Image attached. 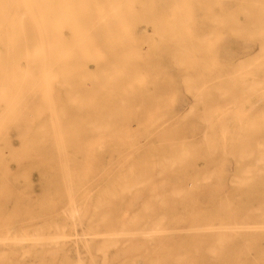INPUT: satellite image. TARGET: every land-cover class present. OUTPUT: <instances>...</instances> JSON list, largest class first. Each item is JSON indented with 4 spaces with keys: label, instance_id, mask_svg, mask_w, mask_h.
Returning a JSON list of instances; mask_svg holds the SVG:
<instances>
[{
    "label": "bare ground",
    "instance_id": "6f19581e",
    "mask_svg": "<svg viewBox=\"0 0 264 264\" xmlns=\"http://www.w3.org/2000/svg\"><path fill=\"white\" fill-rule=\"evenodd\" d=\"M134 1L0 0V264L74 226L101 264L230 237L227 163L264 162V0Z\"/></svg>",
    "mask_w": 264,
    "mask_h": 264
},
{
    "label": "rangeland",
    "instance_id": "374dc122",
    "mask_svg": "<svg viewBox=\"0 0 264 264\" xmlns=\"http://www.w3.org/2000/svg\"><path fill=\"white\" fill-rule=\"evenodd\" d=\"M159 1L157 15L162 22L165 17V10L161 5L162 0ZM200 1L201 4L205 3L214 12H223L225 14H230L234 7L232 2L220 6L218 3L214 4V0ZM187 2H189L190 8H193V13L196 16H200L203 13L204 8L199 3L193 0H187ZM152 4L153 0H135L133 8L138 11L141 7ZM161 31H164V29L161 28ZM231 48L234 52H238L239 45L232 43ZM186 136L188 138L190 133H186ZM263 149L264 147L260 150ZM249 161L251 162L249 163ZM251 163L252 165H250ZM227 164L231 167V173L226 174H232L235 178L228 175L224 176L223 189L225 192L229 189L227 195L229 196V201L233 203V210L229 209L225 202V205L217 211V215L220 223L223 225L230 224L232 227L231 229L225 227L223 230L224 233L230 234V237L218 242H213L210 237H207L202 243H197L198 245L184 244L186 249L183 253L186 258H190V262L193 264H264V162L253 163L252 160L246 161L232 158ZM248 165L251 166V168H248L249 174L244 176V171ZM49 168L51 167L46 165H38L35 168L34 177L37 182L42 181L41 183H43L44 178L48 175V178L52 179L50 177L51 169ZM224 196L225 193L220 195L221 198H224ZM206 200L209 201L208 199ZM207 204L210 203L208 202ZM81 231L79 226H74V230L73 227L70 229L71 238H62L57 244L54 243L55 245L48 242L41 243V246L38 247L44 248L42 255L38 253L34 260L41 264H60L61 262L66 264H79L80 262H82L80 264H91L92 262V264H101L99 255L93 251V255L86 253L89 251L84 248V243L77 240L78 236L82 235L80 234ZM208 233L209 231H206V234ZM90 245L94 246L97 244L91 243ZM24 246L30 245L24 244ZM193 246L199 247V250H196ZM8 260L10 264H15L17 255L11 253ZM27 261L30 262V258L24 264H28ZM78 261L79 263H77ZM112 261V264H129L128 258L122 253V249L114 251Z\"/></svg>",
    "mask_w": 264,
    "mask_h": 264
}]
</instances>
